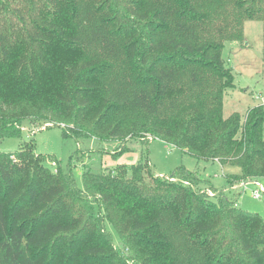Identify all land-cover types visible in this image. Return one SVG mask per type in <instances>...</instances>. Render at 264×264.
Returning <instances> with one entry per match:
<instances>
[{
    "label": "trees",
    "instance_id": "1",
    "mask_svg": "<svg viewBox=\"0 0 264 264\" xmlns=\"http://www.w3.org/2000/svg\"><path fill=\"white\" fill-rule=\"evenodd\" d=\"M245 21L264 0H0V142L21 140L0 153V264H264V218L238 202L264 180V106L223 114ZM51 123L78 145L142 137L144 162L85 166L80 187L23 137ZM155 138L229 168L232 196L200 167L154 173Z\"/></svg>",
    "mask_w": 264,
    "mask_h": 264
},
{
    "label": "rangeland",
    "instance_id": "2",
    "mask_svg": "<svg viewBox=\"0 0 264 264\" xmlns=\"http://www.w3.org/2000/svg\"><path fill=\"white\" fill-rule=\"evenodd\" d=\"M263 48L264 25L262 21H245L243 39L225 44L224 60L235 76V88L227 91L224 96L225 119L233 114H239L244 124L247 112L251 108L264 106ZM61 128L67 129L68 126L56 123L36 128L26 126L23 130V137L26 140H29L31 135L36 138L37 153L48 157L46 163L52 170L56 169V160H60L63 164L73 160L74 176L80 187L83 186L82 174L85 166L107 170L118 165L133 166L144 162L142 147L145 146L146 141L142 137H134V139L129 137L123 143L112 141L102 146H96L94 141L78 145L75 137H64ZM20 142L21 140L13 138L0 142V153L16 151ZM123 147L129 148L130 151L121 155L116 154L119 148ZM149 159L154 173L163 178H168L178 168L192 171L200 167L202 178L208 180L217 192L223 191L232 196L227 189L228 185L224 177V172L228 173L229 168L223 170L217 163L198 160L164 139L151 140ZM257 183L262 184L264 189V180ZM257 189L256 183L242 186V196L238 202L243 210L257 213L264 218V193H262V198L255 199L253 193ZM209 195L213 197L215 193L211 192ZM109 229L117 241L116 232L112 228Z\"/></svg>",
    "mask_w": 264,
    "mask_h": 264
},
{
    "label": "built area",
    "instance_id": "3",
    "mask_svg": "<svg viewBox=\"0 0 264 264\" xmlns=\"http://www.w3.org/2000/svg\"><path fill=\"white\" fill-rule=\"evenodd\" d=\"M245 184H247V183H245ZM245 184H242V185L244 186ZM256 187L258 189L256 191H254L253 197L255 199H260V198H262V193H264V189H263V186L259 183H256Z\"/></svg>",
    "mask_w": 264,
    "mask_h": 264
},
{
    "label": "crops",
    "instance_id": "4",
    "mask_svg": "<svg viewBox=\"0 0 264 264\" xmlns=\"http://www.w3.org/2000/svg\"><path fill=\"white\" fill-rule=\"evenodd\" d=\"M223 170H224V168L219 164V163H217ZM248 184H250V183H247V184H245V186H247ZM262 185V184H261ZM243 186V185H242Z\"/></svg>",
    "mask_w": 264,
    "mask_h": 264
}]
</instances>
